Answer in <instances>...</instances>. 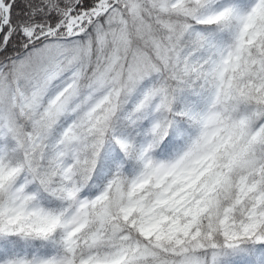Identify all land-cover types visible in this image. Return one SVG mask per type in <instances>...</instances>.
<instances>
[{
    "label": "snow or ice",
    "instance_id": "snow-or-ice-1",
    "mask_svg": "<svg viewBox=\"0 0 264 264\" xmlns=\"http://www.w3.org/2000/svg\"><path fill=\"white\" fill-rule=\"evenodd\" d=\"M0 264H264V0H0Z\"/></svg>",
    "mask_w": 264,
    "mask_h": 264
}]
</instances>
